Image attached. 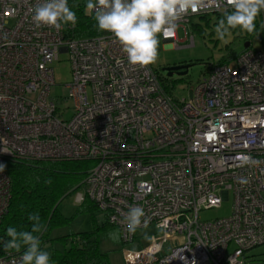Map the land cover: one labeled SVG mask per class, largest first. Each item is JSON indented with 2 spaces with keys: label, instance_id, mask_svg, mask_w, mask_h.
Segmentation results:
<instances>
[{
  "label": "built area",
  "instance_id": "obj_1",
  "mask_svg": "<svg viewBox=\"0 0 264 264\" xmlns=\"http://www.w3.org/2000/svg\"><path fill=\"white\" fill-rule=\"evenodd\" d=\"M42 2L0 0V224L12 198L11 163L84 159L95 162L85 194L124 243L156 230L147 246L123 249L125 264H246L247 253L264 246V49H244L235 65H208L189 98L178 99L151 64L130 65L111 33L36 27L30 10ZM225 8L232 10L203 0L161 36L177 43L196 16ZM257 22L264 32V10ZM62 53L73 76L70 120L51 96ZM245 156L258 163L242 165ZM230 194L229 216L201 219ZM130 206L149 220L135 233L122 223ZM22 254L0 253V264H20Z\"/></svg>",
  "mask_w": 264,
  "mask_h": 264
},
{
  "label": "clouds",
  "instance_id": "obj_2",
  "mask_svg": "<svg viewBox=\"0 0 264 264\" xmlns=\"http://www.w3.org/2000/svg\"><path fill=\"white\" fill-rule=\"evenodd\" d=\"M232 10L224 9L223 18L215 27L218 39H225L230 30L239 28L248 34L256 29L255 20L264 10V0H224ZM203 0H87L86 8L94 13V20L99 31L111 33L121 45L127 61L132 66H147L155 62L159 41L158 34L173 32L183 15L197 12ZM219 7V4L217 5ZM36 27L47 26L60 31L65 25H75L77 14L68 5V0H43L31 10ZM242 165L255 164L250 157L240 159ZM4 166L0 165V172ZM240 183H247L241 178ZM30 231H18L8 227L6 235L10 238L4 243L5 251L24 249L20 264H53L51 255L42 249L41 239L46 226L38 213L30 214ZM122 223L127 230L135 233L138 228L149 223L145 211L140 206H130ZM118 238L116 232L112 233ZM174 255L171 259H175Z\"/></svg>",
  "mask_w": 264,
  "mask_h": 264
},
{
  "label": "rangeland",
  "instance_id": "obj_3",
  "mask_svg": "<svg viewBox=\"0 0 264 264\" xmlns=\"http://www.w3.org/2000/svg\"><path fill=\"white\" fill-rule=\"evenodd\" d=\"M86 12L92 14L91 10L87 8ZM222 18L223 15L218 13L196 16L193 22L187 25V35L182 27L179 29V42L177 43L166 42L161 33L158 34L157 57L151 66L159 74L167 90L171 91L178 99L189 98V90L207 74L208 65L222 61L235 65V58L246 49V42H250V47L255 49H264V32L259 26L257 18L255 20L256 29L253 34H248L246 31L237 28L230 30L225 39L221 40L216 36L215 27ZM179 63L192 64L188 73L168 76V72L164 68ZM53 69L56 83L51 88V96L60 103L58 115L62 116L63 119L70 120L74 115V99L70 96L68 84L71 83L73 76L67 53L60 55V59L54 62ZM94 163V161H90V166H93ZM81 194L84 198V189L63 198L59 206L60 210L68 217L73 214L75 216L68 225L54 230L52 236L90 231L98 225L106 224V227L100 231V247L109 254L111 264H125L123 259L125 247L140 249L151 242V234L156 232L154 227L140 229L134 242L124 243L119 228L107 222V216L103 211L98 208H81L83 201L80 200ZM233 202V196L230 194L229 198L223 200L219 207L202 210L200 217L204 220H213L229 216L232 213ZM113 232L118 234V238L112 237ZM56 247L59 245L57 244ZM48 250L50 249L46 251ZM246 264H264V246L249 251Z\"/></svg>",
  "mask_w": 264,
  "mask_h": 264
},
{
  "label": "trees",
  "instance_id": "obj_4",
  "mask_svg": "<svg viewBox=\"0 0 264 264\" xmlns=\"http://www.w3.org/2000/svg\"><path fill=\"white\" fill-rule=\"evenodd\" d=\"M86 3L87 0H68L69 7L77 14L72 34L81 37L105 34L98 30L94 14H87ZM89 168L90 160L84 159H25L11 163L12 198L0 224V253L6 252L4 243L10 239L6 235L7 228L11 226L18 231H30L32 222L28 217L38 213L46 230L37 235L40 236L42 249L51 250L48 251L53 264H111L109 254L100 247V231L106 224L90 231L52 236L54 230L65 227L74 218L75 214L64 215L59 206L65 196L84 189ZM82 207L97 208L87 194ZM57 244L59 247H56Z\"/></svg>",
  "mask_w": 264,
  "mask_h": 264
},
{
  "label": "water",
  "instance_id": "obj_5",
  "mask_svg": "<svg viewBox=\"0 0 264 264\" xmlns=\"http://www.w3.org/2000/svg\"><path fill=\"white\" fill-rule=\"evenodd\" d=\"M250 47V42L245 43V48ZM192 64H180V65H173L164 68L168 72V76H172L174 71H177V74L179 75H185L188 73L189 68Z\"/></svg>",
  "mask_w": 264,
  "mask_h": 264
},
{
  "label": "flooded vegetation",
  "instance_id": "obj_6",
  "mask_svg": "<svg viewBox=\"0 0 264 264\" xmlns=\"http://www.w3.org/2000/svg\"><path fill=\"white\" fill-rule=\"evenodd\" d=\"M180 64H188V63H179V64H175V65H180ZM174 74H177V71H174V72H173V75H174Z\"/></svg>",
  "mask_w": 264,
  "mask_h": 264
},
{
  "label": "crops",
  "instance_id": "obj_7",
  "mask_svg": "<svg viewBox=\"0 0 264 264\" xmlns=\"http://www.w3.org/2000/svg\"><path fill=\"white\" fill-rule=\"evenodd\" d=\"M47 247H49V245H47ZM49 252V251H48ZM50 253V252H49Z\"/></svg>",
  "mask_w": 264,
  "mask_h": 264
}]
</instances>
